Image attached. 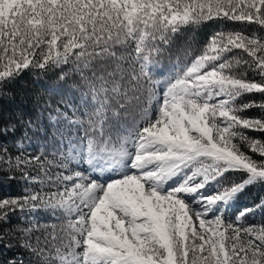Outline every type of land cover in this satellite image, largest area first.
<instances>
[{
	"label": "snow or ice",
	"instance_id": "6c2138e0",
	"mask_svg": "<svg viewBox=\"0 0 264 264\" xmlns=\"http://www.w3.org/2000/svg\"><path fill=\"white\" fill-rule=\"evenodd\" d=\"M27 72L83 95L0 108V264H264V0H0V104Z\"/></svg>",
	"mask_w": 264,
	"mask_h": 264
},
{
	"label": "trees",
	"instance_id": "16d2710c",
	"mask_svg": "<svg viewBox=\"0 0 264 264\" xmlns=\"http://www.w3.org/2000/svg\"><path fill=\"white\" fill-rule=\"evenodd\" d=\"M232 27L230 25H222L218 22H212L207 25H203L197 30V39L206 40L213 32L220 30L221 28ZM185 46V41L179 39L172 49V53L169 56H165L162 60L163 68H157V71H163L167 74L172 63L177 61V59H183V50ZM60 89H63V98L65 100H72L75 104L79 105L81 103V97L83 92L81 90L69 89L67 84L58 81L52 73L47 75L39 74L35 72H27L23 74L17 81L12 85L11 93L5 100L14 98V104H0V108L8 111L12 108L30 110L33 105L31 100L40 96L45 100H50L53 106L56 105L58 101L61 100ZM71 109H69V113ZM47 115V114H46ZM11 144V141H8ZM26 146V145H25ZM27 147V146H26ZM214 191V188L210 186ZM23 191V185L21 182L9 181L0 178V197L14 196L20 194ZM261 197H264V185H254L246 189L244 192L240 193L234 200L231 201L229 206L228 218H234L240 212L247 208H251L254 203L258 202ZM42 219L50 220L49 217H42ZM248 223L259 224L264 222V211H257L253 214H249L247 218ZM12 253L5 252V257L11 255Z\"/></svg>",
	"mask_w": 264,
	"mask_h": 264
},
{
	"label": "rangeland",
	"instance_id": "374dc122",
	"mask_svg": "<svg viewBox=\"0 0 264 264\" xmlns=\"http://www.w3.org/2000/svg\"><path fill=\"white\" fill-rule=\"evenodd\" d=\"M206 191L210 194L212 192V190L210 188H207ZM229 209V206L226 207L225 212H227V210ZM227 216V213H226Z\"/></svg>",
	"mask_w": 264,
	"mask_h": 264
}]
</instances>
